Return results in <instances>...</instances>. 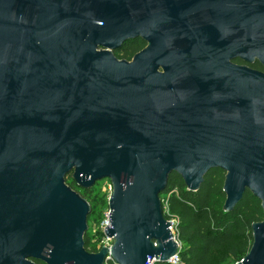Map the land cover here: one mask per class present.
<instances>
[{
    "label": "water",
    "instance_id": "95a60500",
    "mask_svg": "<svg viewBox=\"0 0 264 264\" xmlns=\"http://www.w3.org/2000/svg\"><path fill=\"white\" fill-rule=\"evenodd\" d=\"M141 38L132 60L114 51ZM264 0H0V264H155L179 251L160 194L225 172L264 213ZM112 183L110 248H85ZM235 264H264V219Z\"/></svg>",
    "mask_w": 264,
    "mask_h": 264
},
{
    "label": "trees",
    "instance_id": "16d2710c",
    "mask_svg": "<svg viewBox=\"0 0 264 264\" xmlns=\"http://www.w3.org/2000/svg\"><path fill=\"white\" fill-rule=\"evenodd\" d=\"M116 51L122 52L120 59L131 56V51L126 48ZM249 65L261 69L259 62ZM224 177L223 170H211L205 175L200 189L191 191L182 177L174 174L170 176L166 190L160 194L162 203L166 201L169 208L165 217L168 220L174 217L177 221L174 234L179 242L181 264H235L252 246V224L264 219L261 202L247 191L233 211H224ZM66 183L88 201L92 189L78 186L70 174L66 176ZM90 206L88 219L95 210L92 204ZM84 240L85 248L95 252L90 247L89 230ZM37 264L44 263L37 261ZM108 264L115 263L111 260Z\"/></svg>",
    "mask_w": 264,
    "mask_h": 264
},
{
    "label": "rangeland",
    "instance_id": "374dc122",
    "mask_svg": "<svg viewBox=\"0 0 264 264\" xmlns=\"http://www.w3.org/2000/svg\"><path fill=\"white\" fill-rule=\"evenodd\" d=\"M114 53L119 59L123 55L122 52L116 50ZM70 175L72 176V173ZM91 192L92 194L87 196V199L89 204L94 206L95 210L89 217L87 225L90 233V246L97 248L104 241L100 230L105 216L109 212V198L112 194L111 181L108 178L102 179L94 185ZM162 207L164 214H168L169 208L166 201L162 203ZM170 221L173 224L172 230L175 233L176 218L173 217Z\"/></svg>",
    "mask_w": 264,
    "mask_h": 264
},
{
    "label": "flooded vegetation",
    "instance_id": "af4514ba",
    "mask_svg": "<svg viewBox=\"0 0 264 264\" xmlns=\"http://www.w3.org/2000/svg\"><path fill=\"white\" fill-rule=\"evenodd\" d=\"M147 46H148L147 41H144L141 38H137V39L130 40V41L126 42L121 48H123V49L126 48V49L131 51V56L129 58H126V60H132V58L135 56V54H137L138 52H140L141 50H143ZM232 62L237 64V65H248V66H250L248 63L244 62L241 58H238V57L234 58L232 60ZM256 62H258V61H256ZM259 64L261 65V69H259V70L264 72V66L260 62H259Z\"/></svg>",
    "mask_w": 264,
    "mask_h": 264
},
{
    "label": "built area",
    "instance_id": "2783aa9c",
    "mask_svg": "<svg viewBox=\"0 0 264 264\" xmlns=\"http://www.w3.org/2000/svg\"><path fill=\"white\" fill-rule=\"evenodd\" d=\"M112 184V183H111ZM109 214H110V210L109 212L106 214L105 216V219L101 225V231H102V236L104 238V241L97 247V248H93L96 251H99L102 247H107V248H110L113 244V239L112 238H109L108 236L105 235L104 233V230H105V227L110 225V221H109ZM172 227H173V224H172ZM91 247V246H90ZM111 261V260H109ZM109 261H106L105 264H108ZM113 261V260H112ZM114 262V261H113ZM169 264H181V260H180V257L178 255V253L176 255H174L169 261H168Z\"/></svg>",
    "mask_w": 264,
    "mask_h": 264
}]
</instances>
